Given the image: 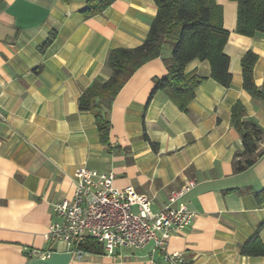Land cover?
Listing matches in <instances>:
<instances>
[{
	"label": "crops",
	"instance_id": "obj_1",
	"mask_svg": "<svg viewBox=\"0 0 264 264\" xmlns=\"http://www.w3.org/2000/svg\"><path fill=\"white\" fill-rule=\"evenodd\" d=\"M215 1L229 32L223 52L231 86L210 78L207 61L194 60L185 73L205 80L186 112L164 92L150 98L155 81L167 75L171 47L165 45L115 97L109 147L99 142L93 115L79 111L77 100L92 81L108 79L111 49L141 45L156 15L153 0H115L90 18L82 14L86 0L0 2V264H165L158 253L150 258L149 247L119 249L121 257L85 252L76 259L65 245L45 240L57 220L52 205L71 198L78 166L113 173L116 188L146 195L153 212L171 192L194 183L173 204L193 218L171 236L167 252L182 254L188 264H264V256L241 254L256 234L264 246V201L255 197L264 190V140L263 154L236 173L232 159L241 140L230 125L239 102L264 129V104L243 89L240 68L244 53H255L253 81L262 86L264 35L237 34L236 3ZM51 31L55 39L40 52ZM34 250L52 252L39 259L30 254Z\"/></svg>",
	"mask_w": 264,
	"mask_h": 264
},
{
	"label": "trees",
	"instance_id": "obj_2",
	"mask_svg": "<svg viewBox=\"0 0 264 264\" xmlns=\"http://www.w3.org/2000/svg\"><path fill=\"white\" fill-rule=\"evenodd\" d=\"M115 0H86L82 14L93 17L107 9ZM237 5L235 32L255 37L264 35V0H231ZM2 2V0H0ZM156 15L150 23L148 33L135 48L111 49L105 65L110 72L104 82L98 80L84 89L78 100L81 112L93 115L99 142L109 147V112L112 103L127 80L145 63L161 56L165 45L171 47V55L164 61L167 75L155 81L151 97L164 92L170 101L182 112H186L194 98L195 89L205 80L195 73H185L186 66L194 61H207L210 78L225 88L231 86L229 58L223 52L229 32L223 27L222 7L215 0H153ZM51 31L39 47L43 52L55 39ZM257 55L246 51L240 60L242 87L251 98L264 104V79L260 88L253 81V68ZM230 125L241 140V148L236 150L232 165L240 173L253 165L263 154L261 143L264 129L247 117L245 107L236 102L230 112ZM155 149V144H151ZM259 202L264 201V190L256 193ZM85 252L102 253V246L92 240L82 245ZM245 256H264V246L256 234L242 249Z\"/></svg>",
	"mask_w": 264,
	"mask_h": 264
},
{
	"label": "built area",
	"instance_id": "obj_3",
	"mask_svg": "<svg viewBox=\"0 0 264 264\" xmlns=\"http://www.w3.org/2000/svg\"><path fill=\"white\" fill-rule=\"evenodd\" d=\"M114 174L78 166L73 172V192L70 199L52 205L57 220L46 231L45 240L65 245L67 251L80 259L82 245L92 240L102 246L105 255L121 257L119 249H150V258L158 253L165 264H188L182 254L167 252L173 234L184 230L193 213L185 206L173 204L193 187L188 182L170 193L168 203L158 212L151 209L152 201L132 187L118 189ZM48 251H31L39 259L50 256ZM151 262L155 264L152 260Z\"/></svg>",
	"mask_w": 264,
	"mask_h": 264
}]
</instances>
